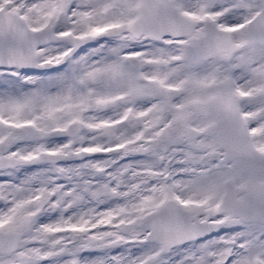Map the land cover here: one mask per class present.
Returning <instances> with one entry per match:
<instances>
[{"label": "snow or ice", "instance_id": "6c2138e0", "mask_svg": "<svg viewBox=\"0 0 264 264\" xmlns=\"http://www.w3.org/2000/svg\"><path fill=\"white\" fill-rule=\"evenodd\" d=\"M0 264H264V0H0Z\"/></svg>", "mask_w": 264, "mask_h": 264}]
</instances>
